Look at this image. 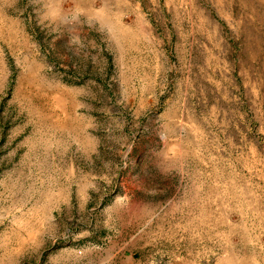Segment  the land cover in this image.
Returning a JSON list of instances; mask_svg holds the SVG:
<instances>
[{"label": "rangeland", "instance_id": "rangeland-1", "mask_svg": "<svg viewBox=\"0 0 264 264\" xmlns=\"http://www.w3.org/2000/svg\"><path fill=\"white\" fill-rule=\"evenodd\" d=\"M0 264H264V0H0Z\"/></svg>", "mask_w": 264, "mask_h": 264}]
</instances>
